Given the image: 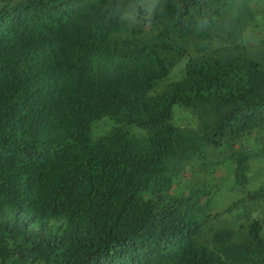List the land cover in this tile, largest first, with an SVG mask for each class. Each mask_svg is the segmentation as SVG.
I'll list each match as a JSON object with an SVG mask.
<instances>
[{
	"label": "trees",
	"instance_id": "1",
	"mask_svg": "<svg viewBox=\"0 0 264 264\" xmlns=\"http://www.w3.org/2000/svg\"><path fill=\"white\" fill-rule=\"evenodd\" d=\"M262 130L264 0H0V264H264Z\"/></svg>",
	"mask_w": 264,
	"mask_h": 264
},
{
	"label": "rangeland",
	"instance_id": "2",
	"mask_svg": "<svg viewBox=\"0 0 264 264\" xmlns=\"http://www.w3.org/2000/svg\"><path fill=\"white\" fill-rule=\"evenodd\" d=\"M95 126L93 128L94 134L97 136L102 134L103 129L98 130ZM255 137H252L249 142V152H250V172H249V184L246 188V193L256 192L258 189L264 186V130L258 131L255 134ZM231 182L227 183L224 188L222 187V191L224 192V196L227 197L230 191ZM245 194L243 193L241 197ZM218 197V199H214L212 201V207L215 208L216 211H222L225 207L226 203L229 201V197L226 199L225 197ZM246 196V195H245ZM225 198V199H224ZM263 203L260 202H249L242 205L239 210H243V213L246 216H249L253 219H258L263 223L264 230V208L262 207ZM225 220H230V216L223 215ZM264 233V231H263Z\"/></svg>",
	"mask_w": 264,
	"mask_h": 264
}]
</instances>
